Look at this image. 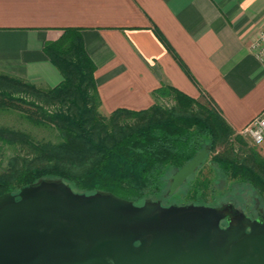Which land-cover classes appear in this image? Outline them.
I'll list each match as a JSON object with an SVG mask.
<instances>
[{"label":"crops","instance_id":"1","mask_svg":"<svg viewBox=\"0 0 264 264\" xmlns=\"http://www.w3.org/2000/svg\"><path fill=\"white\" fill-rule=\"evenodd\" d=\"M263 25L264 0H0V72L56 86L45 45L79 28L103 113L150 108L169 85L211 102L239 133L264 111L251 49Z\"/></svg>","mask_w":264,"mask_h":264},{"label":"trees","instance_id":"2","mask_svg":"<svg viewBox=\"0 0 264 264\" xmlns=\"http://www.w3.org/2000/svg\"><path fill=\"white\" fill-rule=\"evenodd\" d=\"M44 49L63 76L59 84L44 88L1 72L0 83L32 92L46 102L67 101L76 111L49 116L24 108L20 102L2 99L5 105L21 109L35 122L52 121L62 142L40 144L27 136L29 139L23 142L34 150L35 162L14 167L12 173L0 176V195L50 179L63 180L80 193L113 192L143 204L160 196L162 180L169 171L176 172L205 146H210L207 161L216 144L242 137L214 105L169 85L155 90L156 103L150 108H119L103 116L96 64L86 51L81 30L65 28ZM161 98L174 100L175 106L164 107L159 103ZM129 118L135 121L127 122ZM0 133V139L16 144L5 130L0 129ZM211 161L207 172L204 162L183 184L190 181L180 204L217 207L219 188L208 174L216 169L228 183H247L264 199V177L253 166L219 154L213 155ZM262 164L264 167V161Z\"/></svg>","mask_w":264,"mask_h":264},{"label":"water","instance_id":"3","mask_svg":"<svg viewBox=\"0 0 264 264\" xmlns=\"http://www.w3.org/2000/svg\"><path fill=\"white\" fill-rule=\"evenodd\" d=\"M209 151L174 172L170 195ZM0 264H264V216L233 204H136L43 179L0 195Z\"/></svg>","mask_w":264,"mask_h":264},{"label":"rangeland","instance_id":"4","mask_svg":"<svg viewBox=\"0 0 264 264\" xmlns=\"http://www.w3.org/2000/svg\"><path fill=\"white\" fill-rule=\"evenodd\" d=\"M2 99L20 102L24 108H31V110L35 112L39 111L41 114L46 112L49 116L60 112L70 113L73 110L76 111V109L69 106L71 104L67 101L46 102L43 97H38L32 92L29 93L13 86H4L0 83V129L1 131H6L9 139L16 141L15 144L0 139V176L12 173L14 167L17 169L21 168L24 164L35 162L34 150L29 149V145L23 142L24 140L30 138L40 144H57L62 142L60 131L52 121L35 122L27 118L26 112L24 113L21 109L5 105ZM206 102L209 106L213 107L211 102ZM159 103L166 108L175 106V101L169 98H161ZM195 109L196 111L198 110V108ZM100 112L103 116L109 115L103 113L101 108ZM134 121V118L127 119V122L133 123ZM241 136L240 140H233L231 138L226 142L216 144L214 151L204 163L206 168L204 171L207 172V168L212 165L211 157L219 154L221 156H231L240 162L253 166L264 177V167L262 164L264 161V143L256 145L249 136L244 134H241ZM173 174V170L169 171L162 180L163 190L160 196L154 197L153 200L160 199L164 205L180 204L184 201V194L190 181L181 186L176 193L170 195L169 188ZM208 174L214 178L219 188L217 207L233 204L249 216H264V199L252 186L235 181L228 183L218 169Z\"/></svg>","mask_w":264,"mask_h":264},{"label":"built area","instance_id":"5","mask_svg":"<svg viewBox=\"0 0 264 264\" xmlns=\"http://www.w3.org/2000/svg\"><path fill=\"white\" fill-rule=\"evenodd\" d=\"M251 49L264 65V25L251 42ZM249 136L256 145L264 143V111L255 116L252 121L240 132Z\"/></svg>","mask_w":264,"mask_h":264},{"label":"flooded vegetation","instance_id":"6","mask_svg":"<svg viewBox=\"0 0 264 264\" xmlns=\"http://www.w3.org/2000/svg\"><path fill=\"white\" fill-rule=\"evenodd\" d=\"M248 215V214H247ZM260 216V215H259ZM259 216H257V217H259ZM250 217H252V216H250ZM252 218H256V217H252ZM224 225V224H223Z\"/></svg>","mask_w":264,"mask_h":264}]
</instances>
